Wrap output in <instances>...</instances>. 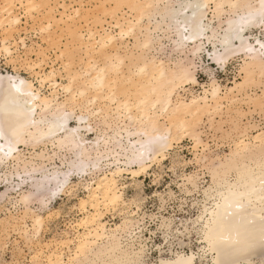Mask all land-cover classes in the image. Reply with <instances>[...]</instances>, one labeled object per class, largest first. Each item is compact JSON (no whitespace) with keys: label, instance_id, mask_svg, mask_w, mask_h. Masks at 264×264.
Instances as JSON below:
<instances>
[{"label":"rangeland","instance_id":"1","mask_svg":"<svg viewBox=\"0 0 264 264\" xmlns=\"http://www.w3.org/2000/svg\"><path fill=\"white\" fill-rule=\"evenodd\" d=\"M36 1L39 3V7L36 8L38 11L35 9L28 14L19 0H15L14 12L19 17V22L14 25L11 33H7L5 25H0V71L19 74L32 80L35 87L44 94H50L53 89L49 82L43 85L39 83L38 77L44 73L54 70L55 78L63 86L69 82L71 75L77 73L75 75L78 76L81 72L80 77L78 76L72 85L74 92L66 93L62 90V86H58L55 93L60 101L64 99L66 101L67 96L75 93L76 104L67 100V108L73 106L76 114L89 118L88 122L94 128L92 133L87 135L91 140L97 137L113 136L118 130L126 136L125 130L122 129L133 131L135 125L139 126L138 123L128 121V114L125 110L122 111L124 108L116 106L118 108L116 109L115 105L118 98L123 100L125 96L131 98L132 105L131 94L136 91L140 82V76L134 71L137 65L143 62L149 63L152 58L162 60L170 67L181 59L194 65L190 66L194 69L198 82L176 88L173 100L176 98L188 100L192 96L202 95L204 88L210 87L211 81L220 84L221 92L225 93H221L223 96L227 93L221 100L220 109H216L215 113L211 111L208 115L203 114L195 123L192 132L199 133L201 144L196 145L194 142L193 135L197 133L179 134L180 136L176 137L177 140H172V146L166 152L164 159L156 160L149 169L140 171L136 176H131L127 172L117 176L122 200L115 208L107 209L100 206L103 213L102 221L105 222L106 227L114 228L116 224H120L118 232L123 246L135 250L142 248L143 259L147 264L148 262L159 264L158 258L175 256L179 252L193 250L198 254L203 253L200 249L202 246L199 240L201 222L198 215H201L203 206L208 205L211 200L208 193L213 185L210 170L219 169V165L221 166L225 159H239L241 156L240 158L251 163L256 157H264V137L262 138L264 136V70L252 68V73H249L251 69H244L245 55L243 53H236L225 63L219 64L213 62L205 51L198 55L190 50V46L179 48L173 40L174 34L165 30L166 27L160 21L159 15L153 14L154 20L151 14L149 16L147 14V17L143 15L136 24L133 34L120 32L121 29L114 25L117 21L125 26V18L135 22L138 20L136 19L138 15L133 11L134 9H131L130 0ZM225 1L230 0H224L221 11L213 10L214 4H209L210 10L207 14L213 27H219L217 24L222 25L227 17L242 11L240 7H243L241 6L243 2L250 0H242V3L239 0V8L232 7L235 13L231 12L232 5H229L233 0L229 4ZM0 4L2 6L3 0H0ZM62 4L66 6L65 9L61 8ZM76 8H78L77 12H75ZM49 22L47 31L44 28ZM157 24L162 25L161 28L158 26L160 29H157ZM89 31H93L94 37L90 36ZM106 32L114 35L115 42L106 43L97 49L98 44L93 42L96 41L95 39H100L98 37L105 35ZM149 35L152 37L151 42L145 45V38ZM247 35H250L248 38L251 41L256 36L264 39V19L248 29ZM5 37L8 38L7 43L12 50L10 55H6L2 48V39ZM90 43L93 44L95 55L92 50H89V46L92 45ZM205 47L208 50L213 49L207 41H205ZM116 52L125 59L123 71L133 81L128 82L127 78L124 77V79L119 74L117 76L121 78L118 79L117 92L119 93L116 94L117 99L112 101L107 96L108 87L91 89L92 87L85 81L87 75L84 74L83 65L92 55L100 63H106L115 58ZM98 53L100 55H97ZM89 54L90 57H88ZM127 67H130L128 72ZM112 74L114 73L110 72V75ZM237 83L239 84L236 85ZM231 86L237 88L229 92ZM82 88L87 90L80 94ZM93 95L96 96L94 101H92ZM132 108L131 112L134 113L136 109ZM158 114V120L165 122V117ZM256 133L262 136L257 138ZM110 141L112 146L115 142ZM242 141L249 144L247 153L240 148ZM49 143L50 141L41 144L33 143V145L28 143L22 147L26 160H31L33 166L45 162L44 166L49 170L54 167L67 169V162L72 158V152L57 143ZM105 146L101 144L102 149ZM40 153L45 154L44 159H40ZM112 160L114 161L112 157H109V160H103V168L95 174L88 173L80 177L74 174L73 189L62 195L56 194L48 203L46 202L47 204L42 202V196L39 194L34 195L28 203L18 200L22 191L21 187L16 185L20 182V178L15 173L17 171L25 175L24 170L22 167L16 170L11 163L1 166V173L7 174L9 181L0 180V264H49L48 255L53 251L59 252L66 259L65 261H69V257L74 252L79 231H86L83 227L76 225L85 214L78 203L87 195L85 184L93 183L91 181L103 172L114 170ZM10 170L13 175L10 174ZM234 175L232 170L227 171V178L232 179ZM29 188L28 183L24 189ZM27 208L35 210L34 212L44 217L42 228L37 234L35 226L33 227V219L30 217L33 213L27 211ZM24 212L27 215H24ZM69 240L70 242L67 243ZM209 255L197 259L196 264H212L211 255ZM252 264H262L260 257H253Z\"/></svg>","mask_w":264,"mask_h":264},{"label":"bare ground","instance_id":"2","mask_svg":"<svg viewBox=\"0 0 264 264\" xmlns=\"http://www.w3.org/2000/svg\"><path fill=\"white\" fill-rule=\"evenodd\" d=\"M230 1L225 2L229 4ZM243 1L241 0V3ZM19 2L25 7L27 13L39 7L36 0H19ZM223 2L224 0H130L131 9H134L133 11L138 15L136 18L138 20L135 22L125 18V26L119 21L114 25L121 29L120 32L133 34L136 24L143 15L146 17L147 14L148 16L150 14L159 15L160 21L166 27L165 30L174 34L173 40L179 48L190 46V50L198 55L205 51L213 62L219 64L225 63L236 53H243L245 55L244 69H251L249 73H252L254 68L263 71L264 39L256 36L253 41L249 40L250 35H247V30L264 19V0L243 2L244 4L241 5L243 7H240L242 11L237 13L233 11V8L238 9L240 1L233 0L229 5H232L231 8L234 6L231 12L235 15L227 17L223 24H217L219 27L216 28L212 26L207 11L210 10L209 4L211 3L214 4L213 10L220 9L218 11H221ZM14 6L15 0H3L0 6V25L6 26L7 33H11L14 25L19 22ZM62 7L66 8L64 4ZM77 11L78 8L75 9V12ZM158 23H160L159 19ZM49 26L50 22L44 29L48 31ZM158 26L159 24H157V29L162 25ZM89 33L90 36L95 35L93 31ZM98 38L100 39H95L97 42H93L98 44L97 49L106 43L115 42L114 35L109 32ZM146 38L145 45H149L152 37L149 35ZM7 40L8 38H3L1 44L6 55H10L12 50ZM205 41L213 46L212 50L206 49ZM89 48L93 53V44ZM94 55L90 57L89 54L90 59L87 58L88 60L86 59L83 65L84 74L87 75L85 81L92 87L91 89L108 87V99L116 100L120 78L117 76L121 74V77L127 78L126 81H133L123 71L125 59L116 52L115 58L106 63H100L99 60L93 58ZM181 60L176 61L175 65L173 62V67L154 58L149 63L143 62L137 65L134 72L140 76V82L136 91L131 94L132 105L131 98H126L128 96L124 95L125 99L118 98L117 100H120L118 102L116 100L115 107L124 108L122 111L125 110L128 114V121L138 123L139 126L135 125L133 131L122 129L125 130L126 136L118 130L113 136L102 138L96 136L97 138L93 140L87 137L94 129L88 122L89 118L76 114L73 106L67 108V100L76 104L75 93L69 95L70 97L67 96L66 101L64 99L65 102L57 98L55 90L62 84L55 78L54 70L51 69L47 71L48 73L38 77L41 85L49 82L53 87L50 94L42 93L30 79L19 74L0 71V167L11 163L16 170L18 167L23 168L25 175L17 171L15 173L20 178V182L16 185L20 186L22 191L18 200L28 203L34 195L39 194L42 196V202L48 203L56 194L62 195L73 189L74 174L79 177L88 173L95 174L103 168V160H109V157L114 159L112 163L115 169L103 172L91 181L93 183L85 184L87 195L78 202L85 214L76 225L83 227L87 232L79 231L74 252L69 257V261H65L66 259L59 252L53 251L48 255L49 264H147L143 259L142 248L135 250L123 246L118 232L120 224L109 228L110 230L106 227L105 222L102 221L103 213L100 206L113 209L122 200V191L117 184L118 175L127 172L131 176H136L140 171H146L156 160L165 158L166 152L172 146V140H175L179 134L189 132L193 134V127L203 114L208 115L211 111L215 113L216 109L222 107L221 100L227 93L222 95L225 93L221 92L220 84L216 81H211L210 87H205L202 95L192 96L188 100L181 98L173 100L176 88L198 82L194 69L190 66L194 65ZM128 68L130 67H127V72ZM110 72L116 76L110 75ZM75 74L69 75V82L62 86L63 89L61 88L66 93L73 91L72 85L78 76L80 77L81 72L78 76ZM231 87L229 92L237 88ZM85 90L82 88L80 94ZM93 96L92 101L96 99V96ZM132 107L136 109L135 114L131 112ZM157 113L165 117V122L158 120ZM259 134L257 138L262 136ZM193 138L196 145L201 144L199 133L194 134ZM110 140L115 142L112 146ZM47 141L57 143L72 152V158L67 162V169L54 167L49 170L44 166L45 162L33 166L31 160H26L22 147L28 143L33 145V143L41 144ZM101 144L106 145L104 149L101 148ZM248 145L242 141L241 150L247 153ZM39 157L44 159L45 154L40 153ZM240 157L239 159H225L226 161L221 166L219 165V169L210 170L213 185L211 184L212 187L208 193L211 200L208 205L203 206L201 215H198L201 222L199 240L202 246L200 249L203 253L198 254L191 250L179 252L171 257L163 258L162 256L158 258L159 264H196L197 259L205 258L208 254L211 255L212 264H252L253 257H260L264 264V157H256L251 163ZM229 170L235 173L232 179L226 176ZM10 174L13 175L11 170ZM2 179L9 181V176L0 171V180ZM28 183L30 188L24 189ZM28 210L33 213L29 216L33 219V227L35 226L37 234L42 228L44 217L31 208H27ZM69 242L70 240L67 243ZM64 243L66 244V241Z\"/></svg>","mask_w":264,"mask_h":264}]
</instances>
